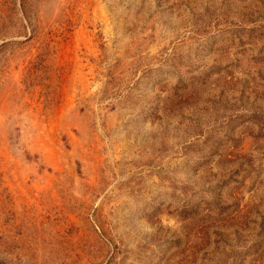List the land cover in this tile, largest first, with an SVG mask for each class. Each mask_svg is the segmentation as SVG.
<instances>
[{"label":"rangeland","instance_id":"374dc122","mask_svg":"<svg viewBox=\"0 0 264 264\" xmlns=\"http://www.w3.org/2000/svg\"><path fill=\"white\" fill-rule=\"evenodd\" d=\"M3 264H264V0H0Z\"/></svg>","mask_w":264,"mask_h":264},{"label":"water","instance_id":"95a60500","mask_svg":"<svg viewBox=\"0 0 264 264\" xmlns=\"http://www.w3.org/2000/svg\"><path fill=\"white\" fill-rule=\"evenodd\" d=\"M0 264H3L1 260H0Z\"/></svg>","mask_w":264,"mask_h":264}]
</instances>
